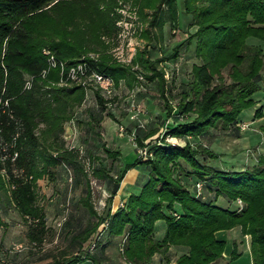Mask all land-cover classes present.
Instances as JSON below:
<instances>
[{"label":"trees","instance_id":"16d2710c","mask_svg":"<svg viewBox=\"0 0 264 264\" xmlns=\"http://www.w3.org/2000/svg\"><path fill=\"white\" fill-rule=\"evenodd\" d=\"M54 1L58 7L66 4L63 0H0V173L7 177L5 181L0 174V188L6 190L8 184L11 186L9 196L27 223V238L38 245L44 243L52 229L47 225L45 210L36 205L34 178L60 161L79 173L81 157L78 149L64 148L58 132L63 130L61 121L73 115L68 113L71 108L77 103L82 104L86 97V89L80 84L52 85L50 77L58 81L57 70H53L47 79L39 77L49 62L48 55L42 52V45L37 43L36 20ZM98 1L83 0L87 25L93 33L110 32L114 28V18L109 11L100 9ZM163 3L167 5L164 10L167 18L159 16ZM140 4L142 14L145 7L153 8L152 25L158 24L160 31L169 18L171 21L177 19L176 0H140ZM184 8L192 13L193 24L197 26L189 40L195 39V55L200 62L192 65L191 80L183 83L176 105L178 113L185 119L170 126L165 134L200 136L212 127L230 129L238 126L242 111L255 106L253 94L261 88L263 80L264 50L248 40L250 37L264 39V0H184ZM51 44L57 49L59 58L74 62L65 40H53ZM178 48L174 47L169 56L161 58H152L148 51H142L135 59L137 68L117 63L106 55L100 62L93 60L90 63L112 75L117 84L124 79L130 87L139 84L136 76L139 70L148 80L157 82L164 103L170 106L172 98L161 63L176 58ZM23 71L35 75L32 89H24ZM45 84L51 87L44 89ZM95 95L106 108L110 100L99 89L95 90ZM262 116L263 106H260L254 117ZM41 122L48 125L43 131L45 134H55L52 142L51 136L44 140L40 138L38 128ZM155 132L153 129L144 137H138V144L143 145L144 140ZM165 138L163 136L154 144L150 142L151 156L148 159L138 157L135 162L127 163L117 178L110 175L102 163L92 167L95 175L111 178L110 202L127 169L139 163L147 164L149 176L139 193L128 196L124 207L114 212L110 207L105 217L98 215L91 199L92 189L86 187L80 202L88 208L91 216H97V220L72 233V249L60 251L44 264H79L86 259H91V264H102L101 256L85 252L83 244L106 217H109L108 233L125 237L123 254L132 263L146 264L153 254H166L173 244L188 248L177 258L176 264H213L218 261V264H229L223 262L226 241L217 233L239 226L244 235L250 236L252 264H264V153L259 154L252 167L222 170L207 162V158L218 156L214 150L203 144L194 146L190 141L183 145L171 143ZM50 145L56 150L61 148L60 154L55 156L48 152ZM104 151L108 158L121 155V150L106 144ZM41 161L43 167H40ZM178 169L191 176L195 174L200 180L184 181L177 173ZM206 180H212L217 195H226L230 200L239 198L244 205L236 209L203 200L192 189L197 182L205 183ZM176 204L180 205L179 212ZM158 219L167 222L162 239L155 238L154 234ZM71 223L68 220L65 225ZM237 249L236 242L232 258L237 257Z\"/></svg>","mask_w":264,"mask_h":264},{"label":"rangeland","instance_id":"374dc122","mask_svg":"<svg viewBox=\"0 0 264 264\" xmlns=\"http://www.w3.org/2000/svg\"><path fill=\"white\" fill-rule=\"evenodd\" d=\"M63 1L66 4L59 7L57 6L58 3L56 4L57 1L52 2L46 7L40 19L36 20L38 29L37 43L42 45V52L45 55H48L49 52L56 54L57 49L51 44L53 40L55 42L65 40L73 54V58H75L72 63L86 59L89 62L93 60L100 62L101 58L106 55L117 63L137 68L135 59L140 52L148 51L152 58H161L169 56L173 52L174 47H179V54L176 58H169L161 63L167 75L165 77L172 100L170 106H167L161 96L157 82L146 81V79L130 90L125 85L118 87L116 96L109 99L110 101L106 108H103L102 104L98 102L95 88L91 89V95L89 96H87V91L82 104L77 103L71 108V112H68L73 115L70 114L69 116L67 113L69 117L61 121L63 130L58 132L63 139L64 148L72 149L74 148L73 145H78L79 148L77 149L81 157V166L77 169L79 173L77 174L75 169L66 164V162L60 161L57 165L50 166L48 171L46 170L40 176L34 178L37 195L36 205L45 210L47 225L52 230L41 245L32 243L28 238H23L21 240L23 247L16 250L13 246L19 241L13 243L10 247L11 253H13L11 260L15 256L14 252L21 253V256L17 258L18 260L16 262L13 261L16 264L45 263L52 260L60 251L73 248L71 246L72 233L97 220V216H91L88 208L80 202V198L85 194L86 187L90 186L92 189L91 199L98 215L105 217L108 214V209L115 203L113 200L111 202L108 200L112 180L110 177L101 178L95 175L92 167L102 163L106 165L110 175L117 178V175L122 173L127 163L135 162L139 157L137 150L140 146L138 137H144L146 133L153 129L156 131L155 134L145 139L144 144H149L150 142L154 144L155 141L161 140L163 136H171L165 134L169 127L175 125L177 121L185 119L178 113L176 105L180 99L184 81L191 80L192 65L198 62L193 52L195 39L189 40L190 34L194 33L197 26L193 24L192 13L185 10L184 0H176L177 19L171 21L169 18L163 24L162 31H160L158 24L152 25L153 8L147 6L144 8L143 14L140 13L142 8L140 0H99L100 9L106 12L109 11V14L113 16L114 28L110 32L96 31L95 33L87 25V9H84L83 0H75V3L72 2L73 0ZM86 7H88L87 3ZM166 8L167 5L163 3V11L159 13V16L167 18V12H164ZM62 12L63 16L61 15ZM41 31L46 34L42 35V33L39 35L38 33ZM58 31L60 32L59 35ZM48 33L52 34V36ZM248 42L260 45L264 50V39L250 37ZM59 56L61 57V55ZM123 58L125 60H122ZM62 59L71 60L63 57ZM53 70H57L58 81H53L54 78L50 77ZM224 73L227 75L228 71L225 70ZM262 74L261 88L253 94L256 104L242 111L243 120L258 119L254 117V113L256 108L260 106H263L264 112V69ZM39 77L41 79L50 77L52 85L70 86L80 84L76 79H66L62 69L59 67L48 66L47 71L43 72ZM35 78L34 74L23 71L24 89H32ZM50 87L49 84H45L44 89ZM132 103L139 105L137 111L131 109L132 106L130 104ZM170 108H172L171 112L168 111ZM133 113L137 115L134 118L131 116ZM61 124L59 127H61ZM119 125L126 127L123 135L118 133ZM242 125L244 128L241 124L230 129L212 127L205 132L204 138L201 140L199 136H192L186 139H189L194 146L203 144L204 147L214 150L218 156L207 158V162H210L216 169L239 170L242 166L252 167L257 162L259 154L264 153V120L256 122L253 126L250 123H242ZM47 126L45 122L40 123L38 128L40 138L44 140L51 136L50 141L52 142L55 134L47 135L43 132ZM250 126L258 127L260 131L254 132L250 130L249 133L255 136L249 144L246 129ZM234 127L239 128V130L233 131ZM240 131L242 135H238L237 132ZM134 135L137 138L133 139ZM171 141L185 144L184 139L179 136H173ZM104 144L114 149L121 148L123 154L115 158H108L104 151ZM60 151L61 148L56 150L51 145L48 148V152L55 156L59 155ZM198 156L200 159L203 158L201 154ZM40 163L41 167L42 161ZM186 167L190 169L188 165ZM148 171L149 166L143 165L140 170V180H146L144 177H147ZM177 173L182 180H191V175L187 172L179 170ZM0 174L6 181L7 177L4 176V173L1 172ZM9 188L11 189L9 184L6 190L0 188V214L9 220L11 229H15L17 233L22 234L27 229V223L10 199ZM117 204L118 200L116 202V210ZM243 205L244 201L234 200L229 206L240 209ZM58 220H63L62 225H58ZM68 220H71L72 223L66 226L65 224ZM4 228L0 225L1 230ZM234 228L236 229H225L218 232V236L226 241L225 251L227 254L226 260L223 262L228 261L229 264H252L250 236H245L239 226ZM166 229L167 222L165 220L155 222V232L159 237L158 239H162L165 236ZM97 238H99L97 250L90 252V254H101L102 245L107 242L108 248L103 253L106 255L109 264H141L132 263L126 259L123 254L125 237H122V235L119 237L111 236L108 233V229H105L102 234H98L97 228L87 240L85 248H88L89 243L97 240ZM236 242L238 255L232 258ZM218 263L219 261L213 264Z\"/></svg>","mask_w":264,"mask_h":264},{"label":"crops","instance_id":"0c3cea01","mask_svg":"<svg viewBox=\"0 0 264 264\" xmlns=\"http://www.w3.org/2000/svg\"><path fill=\"white\" fill-rule=\"evenodd\" d=\"M194 50H195V48L193 47V52L195 54V51ZM195 58L198 60V62H200V60L197 58L196 55H195ZM138 73L143 74L142 72H140L138 70L136 72L137 78H138ZM143 76L146 79V81H148V79L145 77L144 74H143ZM143 80H139V84ZM189 81L190 80L184 81V82H189ZM139 84H136L135 86H137ZM122 85L127 86L128 90H130L131 88H134L135 87V86H133V87L128 86V84L125 82V80L124 79H121L120 82H119V84H117V89H118V87H120ZM93 88H95V87L92 86V85H89L88 88H85L86 89V94H87V91H88L87 96L91 95V89H93ZM95 90H96V88H95ZM252 119L250 121L243 120L242 114H241L240 115V120L238 121L237 125L240 126V124H242V123H250L251 126H253L258 121L259 122H262V120H264V116H262L261 118L255 119V120H252ZM261 124H263V123H261ZM251 126L248 127V129H246L247 130V132H246L247 135L246 136L248 137L247 139H249V144H250L252 138L255 136L254 134H250L249 133L250 130H252L254 132L260 131L258 127H255V126L254 127H251ZM74 127H76L75 124H74ZM76 130H77V127H76ZM238 130H239V128H237V127H234V129H233V131H238ZM72 131H73V129H72ZM237 133L239 135V134H241V131L240 132H237ZM204 134L205 133H203V135H200L199 136L200 140L202 138H204ZM152 136H150V137H152ZM179 137H182V136H179ZM190 137H192V136L189 135V136L182 137V138L184 139V142L186 143L187 141H190L189 139H186V138H190ZM148 138H146V139H148ZM179 144L183 145V143H179ZM73 146L76 149L79 148L78 145H73ZM107 146H109V145H107ZM116 149L121 150V154H123L121 148H116ZM209 164H210V162H209ZM143 165H147V164H140L139 163V164H136V165H134L131 168H129V169L126 170L125 174L123 175L122 180L120 181L119 189L117 190L116 194L113 196V201L115 202L114 203L115 208H116V202H117V200H118V203H119L121 200H127L128 196L131 193H139L141 191V188H142L143 184L145 183V181L148 179V176H149V171H148L147 177L144 175L145 176L144 178H146V180L145 181H143L142 179L140 180V176H141L140 175V170L142 169V166ZM244 168H246V167L242 166L240 169H244ZM123 169H125V167ZM190 179H191L192 182H194V181L196 182V181L200 180V178L198 176H196L195 174H192V176H191ZM210 181H212V180H208V181L206 180V182L203 183L204 184L203 185V189H202L203 191H202V194L200 195L201 198L203 200L213 201L214 203H216L218 205H221L223 207H231L229 205H230L231 202H234V200H230L226 195H223V194L217 195L216 186L213 184V182H210ZM195 191H196V187H195ZM176 210H180V205L179 204H176ZM0 217L2 219V223L0 225L3 226V228L5 227L2 230L0 229V264H16L14 262H16L18 260L17 258H19L21 256V253L14 252V255L15 256H14L13 260H11L13 253H11L10 247L12 246L13 243H16L17 241H19V243H21V240H23V238L24 239L27 238V234H26V230L27 229H25L22 234H19V233H17V231L15 229H11V227L9 226V220L5 216H3V215L0 214ZM162 220H164V219H158L157 221H162ZM235 229L236 228H233V230H235ZM154 234H155V238H159L156 235L155 229H154ZM119 236H121V235H119ZM245 236H247V235H245ZM122 237H123V235H122ZM86 243H87V241L84 242L83 247H85V244ZM104 244H106V245L103 246L101 244L102 245L101 254L100 253H97V254L99 256H101V258H102V264H109V261L106 258V255L103 253V251H105L108 248L107 247L108 246V243L106 242ZM187 249L188 248L186 246L173 245L172 244L170 246V248H169V251L166 254H163V253H160V252H156L155 254H153L151 256L150 260L148 261V264H176L177 258L182 253L186 252ZM226 254L227 253L225 251L224 252V258H223L224 260H226ZM91 263H92V260L91 259H86V260L80 262L79 264H91ZM17 264H21V263H17ZM32 264H36V263H32ZM41 264H44V263H41Z\"/></svg>","mask_w":264,"mask_h":264},{"label":"built area","instance_id":"2783aa9c","mask_svg":"<svg viewBox=\"0 0 264 264\" xmlns=\"http://www.w3.org/2000/svg\"><path fill=\"white\" fill-rule=\"evenodd\" d=\"M122 60H125V58H123ZM48 62H49V66L59 67L60 69H62V73L64 77H66V79H76L78 83H80V85H82L85 88H88L89 85H92L96 89H99L103 94V96H105V98L107 99L113 98L117 94V83L115 78L112 75H109L93 67L87 59L76 63H68L66 60L59 58L55 53L49 52ZM46 71L47 69L44 70L43 72ZM165 76L167 75L165 74ZM138 78L139 80L145 79L143 74L141 73H138ZM130 105L132 106L131 107L132 110H136V111L138 110L139 107L138 104L136 105L135 103H132ZM131 116L132 118H134L137 115L136 113H133ZM241 126L243 125L241 124ZM125 131H126V127L124 125H119L118 133L120 135H123ZM135 138H137L136 135L133 136V139ZM171 139H173V136L166 137V141L171 143H176L175 141H171ZM148 145H149L148 143H145L137 148L140 158L148 159V157L151 156V152L149 150ZM203 185H204L203 182L196 183L197 196H200L202 194ZM238 200L241 201V199ZM125 203L126 200H121L118 203L117 208L124 207ZM103 205H105V203H103ZM115 210H116L115 206L112 205L111 211L114 212ZM62 223L63 220H58V225H62ZM108 225H109V217H106L105 220L98 227V234H102V232L108 227ZM98 239L99 238H97V240H94L92 243L90 242L88 248H85V252L90 253L96 250L98 245ZM13 247L14 249L18 250L23 247V244L17 243Z\"/></svg>","mask_w":264,"mask_h":264}]
</instances>
